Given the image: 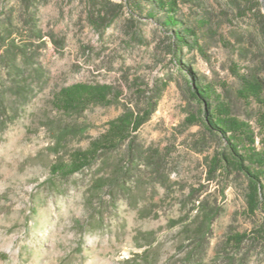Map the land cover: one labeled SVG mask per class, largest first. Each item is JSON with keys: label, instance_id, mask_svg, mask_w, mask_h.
Returning a JSON list of instances; mask_svg holds the SVG:
<instances>
[{"label": "rangeland", "instance_id": "374dc122", "mask_svg": "<svg viewBox=\"0 0 264 264\" xmlns=\"http://www.w3.org/2000/svg\"><path fill=\"white\" fill-rule=\"evenodd\" d=\"M35 2L43 38L30 46L41 69L26 68V97L7 89V114L0 113V264H264V213L249 209L242 175L217 170L208 179L220 147L204 137L201 105L180 70L189 64L230 114L249 124L261 148L264 92L258 100L242 88L248 76L264 79V3L176 0L192 45L180 49L177 64L170 29L161 12L150 15L146 0L140 7L126 0ZM23 16L19 0H0V30L8 17L7 39L29 44ZM0 80L22 83L5 70ZM78 83L109 85L111 95L83 109L57 107L61 88ZM158 87L137 137L164 152L167 187L151 184L148 171L128 195L96 187L119 174L122 150L66 175L52 170L85 150L126 106L146 108L141 95ZM191 187L219 210L206 236L201 208L187 196Z\"/></svg>", "mask_w": 264, "mask_h": 264}, {"label": "trees", "instance_id": "16d2710c", "mask_svg": "<svg viewBox=\"0 0 264 264\" xmlns=\"http://www.w3.org/2000/svg\"><path fill=\"white\" fill-rule=\"evenodd\" d=\"M36 0H19L24 11L22 27L28 32L29 44L16 43L15 40H8L10 36V18H6L4 30H0V47L4 48L0 54V70H5L8 75L20 78L21 82H15L9 86L4 85L0 80V113L7 114L5 109L6 90H12L18 97H26L29 91L27 80L30 74L27 67H34L37 72L41 67L36 65L34 58L33 39L41 40L43 35L37 26L34 8ZM130 5L140 7V0H126ZM145 1V0H144ZM150 4V15L155 16L161 12L158 18L165 29H170L172 39L170 43L177 64L180 63V49L191 42L186 39L189 28L175 15L176 0H146ZM264 3V2H263ZM192 46V45H191ZM20 60V62H19ZM181 72L189 77L187 80V93L193 103L201 105L200 114L206 136L216 141L220 149L217 150L213 160L208 163V179H215L217 172L226 178L235 173L242 175L248 183L249 192L247 202L253 213H264V144L261 148L255 145V135L249 124L232 116L227 105L220 103L218 96L211 94L210 87L195 76L189 64L180 63ZM246 85L242 88L245 96H254L260 100L264 92V79L251 75L245 79ZM162 92V88L151 90V95L142 94V101L147 103L146 108L126 106L122 113L109 123V127L102 134L94 137L89 146L82 151L74 152L69 162L59 163L52 167L54 172L62 175L90 167L98 159L112 152H120L117 160L119 163V174L108 177L103 181L96 182V187L108 189L109 193L118 192L124 195L130 193V187L138 183L142 172L148 171L151 184L159 183L167 187L168 174L166 169L165 154L156 147L145 146L138 140V128L150 117L155 110L156 101ZM141 93V92H140ZM111 95L109 85H91L78 83L61 88L55 96L54 104L64 110L83 109L90 102L103 101ZM264 121V116H262ZM264 125V122H263ZM264 127V126H263ZM65 133V132H64ZM62 132L61 136L64 135ZM138 185V184H137ZM180 189H183L182 187ZM182 191V190H181ZM199 188L191 187L187 196L191 198L192 206L200 209L202 223L199 232L206 236L211 228V223L219 214L215 206L207 205L199 198ZM177 221V220H176Z\"/></svg>", "mask_w": 264, "mask_h": 264}, {"label": "water", "instance_id": "95a60500", "mask_svg": "<svg viewBox=\"0 0 264 264\" xmlns=\"http://www.w3.org/2000/svg\"><path fill=\"white\" fill-rule=\"evenodd\" d=\"M262 2H264V0H261Z\"/></svg>", "mask_w": 264, "mask_h": 264}]
</instances>
